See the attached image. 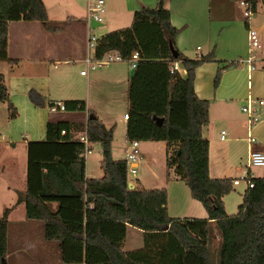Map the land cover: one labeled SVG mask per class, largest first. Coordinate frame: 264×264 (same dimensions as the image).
<instances>
[{"label": "trees", "instance_id": "obj_1", "mask_svg": "<svg viewBox=\"0 0 264 264\" xmlns=\"http://www.w3.org/2000/svg\"><path fill=\"white\" fill-rule=\"evenodd\" d=\"M165 1L135 11L130 33H120L121 37L130 36L128 47L99 48L98 55L109 50L125 54L140 50L142 61L134 72L144 62L168 63L167 104L160 115L164 121L162 126L156 123L162 134L152 139L166 142L168 169L173 168L188 185L208 217L171 216L166 188L147 189L139 184L130 188L126 160L113 156L117 126L107 127L89 110L82 131L90 142L101 143L104 175L87 177L85 144L74 137V123L49 121L46 138L27 144L26 191L20 192L16 203L0 217V264H5L8 253L9 215L21 203L28 219L45 223L46 238L59 241L66 264H264V177L253 178L255 186L244 193L239 211L228 214L223 198L234 190V178L210 176V143L203 135L210 122V101L200 98L194 86L196 68L216 60V54L212 51L191 59L179 51V56L173 57L170 44L177 48L176 38L182 29L172 24ZM250 1L256 8L258 0ZM19 20L40 21L50 31L67 24L49 20L44 0H0V62H16L8 52L9 24ZM175 61L181 62L186 75L170 73ZM232 65H238L237 61L218 69L215 86ZM31 98L36 103L39 95L32 92ZM0 102H8L10 118L17 117L2 72ZM64 103L66 111L87 109L85 100ZM128 138L139 139L129 129ZM211 220H215L220 236L217 261L210 251ZM129 225L143 230L144 247L126 252L122 243Z\"/></svg>", "mask_w": 264, "mask_h": 264}, {"label": "crops", "instance_id": "obj_2", "mask_svg": "<svg viewBox=\"0 0 264 264\" xmlns=\"http://www.w3.org/2000/svg\"><path fill=\"white\" fill-rule=\"evenodd\" d=\"M212 2L213 0L165 1V5L171 13L172 24L182 29L176 38L178 50L191 59L199 58L212 51H215L216 54V60L203 63L196 68L194 82L198 96L210 101V122L203 130L204 137L210 143V176L212 178H237L245 175L249 170L253 178L264 177V167H248L251 150L264 149V106L260 111L259 122L251 128L252 136L258 141L254 144L248 141L249 129L246 125V115L241 110L242 105L249 96L264 98V0H258L257 16L249 21V24L247 23L248 19L244 17L241 5L240 14L237 15L234 10H230V5L228 10L226 7L222 9L223 11H228L227 16L221 13L219 17L214 19ZM157 3L158 0H116V4L109 3V11L112 17L108 18L109 26L103 29L98 34L99 36L95 31L98 37L95 54L98 55L99 48L118 47L121 49L128 47L130 36L126 34L121 37L120 33H123L124 30L114 27L113 20L117 21L116 19H118L120 21L123 16L126 17L125 20H128L127 17H133L136 10L143 7H155ZM48 16L50 21L63 20L62 22L67 21V24L61 30L50 31L40 21H11L9 24L8 52L9 56L16 62H0V72L5 76L8 89L10 88V92L15 95L11 101L18 110V119L13 118L15 120L9 121L10 117H8L9 114L7 113L5 115L6 120L10 125L15 124L14 122L17 120L23 119V127L26 132L23 139L12 138L10 145L7 144V140L0 134V173L1 175L4 172L7 173L9 182L15 180L18 176L17 184L8 183L4 187L6 189L5 196H3L0 187V199L10 196L16 197L15 202L13 201L14 203L12 204L0 201L1 216L7 207H11L16 203L19 193L26 191L27 166H25V160L28 161V157L24 160L22 153L17 152L18 144L24 145L27 149L29 141L44 140L46 138V125L49 121L74 123L76 125L75 129H77L73 131L74 137L78 138L86 135L82 128L84 129L87 125L89 110H93L107 127L119 126V121L115 123L108 121L109 114L106 111H104V114H100L99 110L92 104L90 83L93 79H97L96 77H89V73L86 75L81 74L83 77H89L86 87L87 91L85 88L83 90L85 93L83 94L81 89L77 90V87L73 85L65 74L67 71L62 70L57 74L55 73L56 75L49 69L46 73L43 72L44 64L47 62H50V67L53 65V61L65 64L71 60L75 62L77 59H84L86 63V58L94 54V51L92 52L88 47V39L96 27H92L88 19L89 12L86 15L79 14V12L71 14L66 19H52L49 13ZM253 22L257 23V30L261 33L263 40V46H261L262 48L260 47L262 49L261 53L258 54L259 48L254 52L256 69L250 70L248 65H232L223 71L219 84L215 86V78L218 69L222 65L248 56V26L253 27ZM101 25L103 23H100L98 27ZM79 36L83 37V47H81L78 40ZM204 47H207L206 52L203 51ZM122 63L126 64L127 75H121L120 66L122 65H120L108 69L105 73L106 77L100 81L113 87L114 84L112 83L124 82L127 79L129 89L135 92L138 100H145L146 97L151 96L148 104L155 105V107L162 100L163 114L167 99L164 98L165 96L162 95L163 90H159V87H161L163 81L167 80L168 75L165 76L156 67L159 66V63L165 64L166 62H144L137 72L131 71L127 62H120V64ZM166 64L168 65V63ZM180 68L182 70L180 73L186 75L187 70L182 64H180ZM40 69L41 72L39 71ZM32 92H36L39 95L36 103L31 98ZM77 99L85 100L87 108L85 111L52 112L50 110V104L54 101L64 102L65 100ZM5 103L0 102V107L6 106ZM137 105L138 109L135 115L139 116L141 107L139 103ZM37 119L38 121H36ZM131 119L132 115H130L129 119L123 117V124H125L124 127L126 129ZM35 122L39 127L35 126ZM35 128H38V132L35 131ZM224 130L227 134L225 139H222V131ZM125 137L127 138V130ZM97 144L101 145L99 142ZM100 149L103 152V148ZM166 161V169L164 170V167L162 169V173L165 172V174L168 172ZM103 175L104 171L100 176L95 175L94 177L100 178ZM137 183L141 185L139 177H137ZM136 184L134 185L136 186ZM244 190L245 192L248 190L247 185H245ZM228 195L223 198L226 207ZM21 206H24L26 213L24 203L17 205L9 215V226L14 212ZM52 207L56 209L57 204L53 203ZM180 215L176 217H208L203 204L194 197L189 199ZM19 223H22V225L17 228L15 234L11 233L12 236L8 227V253L5 264H11L14 258L20 259V261L29 260L30 264H66L62 260L59 241L46 238L45 223L43 221L28 219ZM130 228L132 232H137L140 238L130 239ZM133 228L134 226H128L126 237L122 243V249L126 252L136 250L139 245L144 244L143 230H135ZM138 230H141V232L138 233ZM210 234L219 236L215 220L210 221ZM28 237L29 239L34 238L36 243L34 245L31 241L25 243V241L29 240ZM10 243L13 245L12 249H10ZM27 253H29V259H27Z\"/></svg>", "mask_w": 264, "mask_h": 264}, {"label": "rangeland", "instance_id": "obj_3", "mask_svg": "<svg viewBox=\"0 0 264 264\" xmlns=\"http://www.w3.org/2000/svg\"><path fill=\"white\" fill-rule=\"evenodd\" d=\"M107 1L105 4V13H103V25L97 26L94 28V33L96 31L97 35L102 32L103 29L107 28L109 26V20L108 18L112 14L109 11V3L116 4V0H105ZM109 1V3H108ZM225 1V3H223ZM240 0H213L212 2V15L214 16V19L219 17L221 13L225 16L228 15V11H223L225 7L229 8L231 5L230 10H234L235 14H240ZM45 4L47 5V10L52 19L55 18H67V16L71 14H84L88 12V0H44ZM76 7V8H75ZM242 7V6H241ZM243 11V8H242ZM230 12V11H229ZM119 17V16H118ZM120 18V17H119ZM128 20H125L126 17L123 16L120 21L116 19L117 21L113 20L114 27L119 28L120 30H124L125 33H130L131 24L133 21V17H127ZM64 19V20H65ZM63 21V20H62ZM62 21H51L52 23L61 24L64 23ZM257 23L253 22V27H257ZM114 30V29H113ZM116 30V29H115ZM112 33V32H110ZM261 34V33H260ZM99 36V35H98ZM78 40L81 44V47L84 46L83 37L79 36ZM59 42V41H58ZM203 45V44H202ZM261 46H263V40L261 35ZM262 48V47H261ZM258 49V54L261 53L262 49ZM204 52L207 51V47H204ZM93 52V50H92ZM244 58V57H242ZM240 58L236 59L239 60ZM50 62H47L44 64L43 72H47L48 69L53 71L54 74L64 70L67 71L65 74L68 76L70 81L73 83L74 86L77 87V90L81 89L83 94L85 93L83 90L88 85V78H94L92 82L90 83V98L92 101V104L97 108L100 112V114H104V111H106L109 114V118H107L108 121H112V123H115L119 121V126L115 130V137L112 144V148L114 151V157L117 159H124L125 157V148L127 147L126 141V130H131V135L137 136L141 140V150L142 154L144 156V161L141 163L140 170L138 173V177L140 178L141 185L144 188L147 189H155V188H166L168 191V211L171 216H181L183 212V208L186 205L187 202H189V199L192 198V193L190 191V188L188 185L177 176L175 170L171 168L168 169V172L165 174L162 173V169L164 167V170L166 169V142L162 140H153L152 138L159 137L162 134V130L157 126L155 122V117L162 115L163 102L162 100L158 102L157 107L155 105H150L149 98L151 96L146 97L145 100H138L135 96V92L129 89L128 86V80L126 79L124 82L119 83H112L114 84L113 87H110V85L106 84L103 81H100L106 77L105 73L108 69L115 68L116 66L121 67V75L125 76L127 75V67L125 63L120 64V62L111 64L107 68L102 69H91L89 70V77H83L81 76V71L83 69L87 68V63H85L84 59H77L74 61H69L65 64H62L61 62L53 61V65L50 67ZM56 66V67H55ZM156 69H160L161 72L167 76L168 75V65L165 63H159V66L156 67ZM41 72V69L39 70ZM55 74V75H56ZM103 83V85H102ZM167 80L163 81L161 83V87H159V90H163V96L167 99L166 94L168 91V86H166ZM111 84V83H110ZM157 84V83H155ZM167 88V89H166ZM87 91V88H86ZM9 92V99H14V93L10 92V88L8 89ZM63 102V101H61ZM64 103V102H63ZM141 107V110L139 111V116L135 115L136 110L138 109V104ZM135 104V105H134ZM147 104V105H146ZM6 106L0 107V134L4 139L7 140V144L10 145L12 142V138L16 139H23L24 135L26 134L25 129L23 127L24 121L17 120L14 123L15 124H8L5 115L9 114L8 109V102L5 103ZM137 105V106H136ZM124 112H127L132 115V119L127 125V129L124 127L125 124H123V117ZM10 117V116H8ZM15 119H18L16 117ZM15 119H11L9 121H13ZM35 121V120H34ZM38 121V119L36 120ZM13 123V122H11ZM35 126L39 127L38 124L35 122ZM36 129V128H35ZM38 132V128L35 130ZM42 132V129H41ZM92 152L87 153V176L94 177L95 175L100 176L103 173V169L101 167V161L103 158V154L101 152L102 145H99L97 143H92ZM22 147V149H21ZM17 152L22 153L23 159H27V149L22 144H18L17 146ZM85 157V158H86ZM25 166H27V160H25ZM161 165V166H160ZM18 176L15 180L9 182V177L7 173H3L1 175L0 173V186L3 196L6 195V187L8 183L10 184H17ZM138 185V183L136 184ZM245 183H241L238 186H234V190L227 196V207L226 210L228 214H236L239 211V205L243 201L242 195H244L245 190ZM1 194V193H0ZM16 200V197H7L4 199H0L1 202L6 204H12ZM14 201V202H13ZM2 214V213H1ZM0 214V216H1ZM28 218L26 217L25 208L24 206H21V208H18L16 212H14V215L12 216V222L9 226V232L15 234L17 232V228L22 225V223H19L20 221H27ZM137 230L138 228H133ZM141 230H138V233H140ZM130 239L134 238H140V236L137 234V232H132V229L130 228L129 231ZM29 239V237H28ZM31 241V243L34 245L36 243V240L34 238H31L25 243ZM210 251L211 255L214 259V261L218 260V251H219V245H220V238L219 236H216L214 234H210ZM143 243V240H142ZM141 243V244H142ZM12 244L10 243V249H12ZM137 246V245H136ZM144 247L143 245H139L136 249H141ZM27 259H29V253ZM13 264H30L29 260H23L20 261L15 259L12 261ZM11 263V264H12Z\"/></svg>", "mask_w": 264, "mask_h": 264}, {"label": "built area", "instance_id": "obj_4", "mask_svg": "<svg viewBox=\"0 0 264 264\" xmlns=\"http://www.w3.org/2000/svg\"><path fill=\"white\" fill-rule=\"evenodd\" d=\"M105 0H88V12H89V21L94 20L97 23L103 22V13H105ZM240 5L243 8L244 17L251 21L253 18L257 16V7L253 8L250 0H242ZM258 6V4H257ZM248 38H249V54L247 57L239 59L237 61L238 64L248 65L250 70H255V50L261 47V34L260 32L252 27L248 26ZM98 37L93 32L90 34L88 39V47L94 54L88 56L86 58L87 68L81 71L82 75H86L89 73L91 69H102L107 68L109 65L118 62H127L131 71H135L139 68L142 55L140 50H134L129 54L122 53L117 50H109L102 55H96L95 52L97 50ZM180 62L175 61L170 64V73H174L176 71H182L180 68ZM264 106V98H258L254 96H249L244 104L241 107L242 112L246 115V125L249 129L248 141L251 144L257 143V139L252 136L251 128L260 120V111ZM50 110L52 112L66 111V105L63 102H52L50 104ZM125 119L130 118L129 113L124 114ZM226 131H222V139H225ZM62 135H66V130L62 131ZM80 141L85 144V157L87 153L92 152L93 148L90 140L87 135H82L78 137ZM127 147L125 149V157L124 159L127 162L128 166V186L133 188L136 184L138 173L140 170V166L143 160V154L141 150V141L139 139H129L128 131H127ZM248 167H264V149H252L249 155V164ZM241 183H245L247 188H253L255 186V182L253 181V177L250 174L249 170L245 175L234 178L233 185L238 186Z\"/></svg>", "mask_w": 264, "mask_h": 264}, {"label": "water", "instance_id": "obj_5", "mask_svg": "<svg viewBox=\"0 0 264 264\" xmlns=\"http://www.w3.org/2000/svg\"><path fill=\"white\" fill-rule=\"evenodd\" d=\"M91 25L92 27H97L98 25H100V23L95 22L94 20H91ZM171 51H172V55L174 58H177L179 56V50L174 46V44L171 42ZM92 118L96 117L95 115L91 116ZM155 121L159 126H162L163 121H164V117L161 116H156L155 117Z\"/></svg>", "mask_w": 264, "mask_h": 264}]
</instances>
